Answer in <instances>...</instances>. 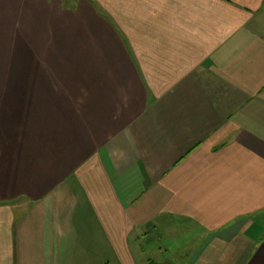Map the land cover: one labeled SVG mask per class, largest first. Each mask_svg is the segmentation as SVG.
I'll use <instances>...</instances> for the list:
<instances>
[{
    "label": "crops",
    "instance_id": "1",
    "mask_svg": "<svg viewBox=\"0 0 264 264\" xmlns=\"http://www.w3.org/2000/svg\"><path fill=\"white\" fill-rule=\"evenodd\" d=\"M182 252L264 264V0H0V264Z\"/></svg>",
    "mask_w": 264,
    "mask_h": 264
},
{
    "label": "rangeland",
    "instance_id": "2",
    "mask_svg": "<svg viewBox=\"0 0 264 264\" xmlns=\"http://www.w3.org/2000/svg\"><path fill=\"white\" fill-rule=\"evenodd\" d=\"M72 2V0H63V2L64 3H69V2ZM75 2V1H74ZM91 225V224H90ZM144 231V230H143ZM139 233H141V230L139 229ZM171 236H173L174 238L172 239V242L173 241H178V237H177V233H175V232H173L172 234H171ZM160 238V241H157V238ZM163 237H167V236H163ZM147 238H149V239H152V241L150 242L149 241V243L147 244V240H144L145 238H140V241L141 242H143L144 243V245H146V247H150V246H159V245H161V244H163V246L164 245H167V243H168V239H163L162 240V236H160V233H158V232H152L150 235H149V237H147ZM146 238V239H147ZM132 237H130V242H132ZM179 242V241H178ZM133 243V242H132ZM142 243V244H143ZM134 245L135 244H133V247H134ZM133 247H131L132 248V252H133V255H136V261H137V259L139 260L140 259V257H139V255L138 254H136V252L134 251V249H133ZM186 254H188V252H182V257L178 260V261H176V264H180L181 262H182V260L184 259V257L186 256ZM150 257L152 258V259H155L156 260V258H157V255H156V253L155 252H151L150 253ZM108 264H111V262H108Z\"/></svg>",
    "mask_w": 264,
    "mask_h": 264
}]
</instances>
